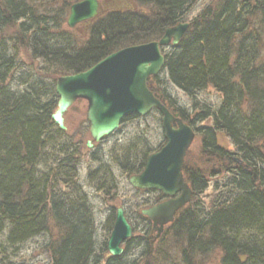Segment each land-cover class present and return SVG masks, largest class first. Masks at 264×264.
Instances as JSON below:
<instances>
[{"label": "trees", "instance_id": "1", "mask_svg": "<svg viewBox=\"0 0 264 264\" xmlns=\"http://www.w3.org/2000/svg\"><path fill=\"white\" fill-rule=\"evenodd\" d=\"M134 1L136 11L95 20L87 39L77 48L65 33L51 32L27 0H0V264H16L24 243L40 236L52 237L53 232L44 247L47 264H129L124 257L135 244H126L119 257L108 256L103 245L97 249L88 203L76 181L73 144L58 129L57 138L49 133L58 77L83 72L120 49L157 41L165 29L183 18L193 0ZM240 4L223 0L215 11L213 6L204 8L190 22L179 44L164 52L162 73L148 80L149 89L183 122L193 128L208 123L195 128L201 138L200 149L193 159L189 153L183 166V176L194 195L208 188L196 160L228 165L231 161L218 146L217 133H224L241 154L242 164L227 167L225 182L215 185L217 201L212 211L189 205L170 229L176 240L184 238L188 244L182 264H190L194 253L203 255L211 250L219 253V264H264V102L249 94L254 92L250 82L256 84L251 80L252 56L242 62L241 56L234 55V43L241 46L244 39L236 40L237 35L246 32L248 17L257 6L243 9V0ZM9 29L15 30L13 37L8 36ZM18 47L42 64L39 72L45 75L39 80L27 76L21 82L23 90H12L7 82L18 69ZM169 85L193 103L195 96L208 88L220 93L223 101L215 112L204 106L198 113L194 106L195 112L190 113L170 98ZM245 93L251 98L246 106L249 113L242 111V116L238 109ZM159 117L156 111L144 118L127 117L120 128L154 118L155 127L147 125L143 131L151 130L159 138ZM146 135L142 131L135 134L121 158L115 160L123 174H139L146 158L162 146L160 142L155 148ZM44 151L53 156L44 155ZM51 159L46 173H41V161L49 163ZM103 177L110 176L104 173ZM160 198L154 193L151 200L137 203L136 216L146 221L140 210ZM143 256L145 264H177V258L172 261L149 246L143 247Z\"/></svg>", "mask_w": 264, "mask_h": 264}, {"label": "rangeland", "instance_id": "2", "mask_svg": "<svg viewBox=\"0 0 264 264\" xmlns=\"http://www.w3.org/2000/svg\"><path fill=\"white\" fill-rule=\"evenodd\" d=\"M28 4L34 9L36 15L43 17L46 20V25L52 28L51 32L55 34H62L69 36L72 41H75V46L78 48L83 45L84 41L88 37V31L90 26L79 25L77 28L69 29L66 25V21L69 15L70 6L78 0H27ZM103 2V0H100ZM223 0H193L188 10L186 11L184 22L190 23L194 20L207 6H213V11L216 8H219ZM240 1V0H238ZM242 1V0H241ZM257 1V0H256ZM107 9L112 8H123L130 9L132 6H136L134 0H104ZM263 2V3H262ZM262 3V4H261ZM257 6V9L253 11V15L248 17L250 23L246 32L242 35H237V39L245 38V35L248 33L249 39V53L244 52V47L240 46V43L235 42L234 55L241 56V61L243 62L244 58L249 57L255 63L254 65L260 66V70H256L253 66L254 76L250 82L251 88L254 89V92L251 90L249 92L250 96L255 94L257 98H260L264 102V0H259L257 3L253 4V0L249 7ZM147 11L146 9H143ZM42 29L45 28V25L41 26ZM57 32V33H56ZM8 36L13 37L15 30L9 29L7 31ZM244 45V44H243ZM18 69L13 73V78L7 82L12 90H23L24 86L21 82L25 77L31 76L34 80H39L41 75L44 73L39 72V66L42 67V64L38 61L33 60L30 53L18 47ZM254 52L252 55H248ZM248 55V56H247ZM236 58V57H235ZM45 75V74H44ZM50 76L46 75L45 80L50 81ZM166 81V79H164ZM48 84V83H46ZM241 91V88L238 87ZM168 95L170 98L177 102V104L187 109L190 113L195 112L194 106L197 107L196 111L199 113L201 107L210 108L215 112L217 108L223 101V97L215 89L208 88L203 92L198 93L195 96L194 103L191 99H188L181 91L175 89L171 85L167 89ZM248 94H243L242 99L243 103L240 104L238 111L240 115L248 114L246 106L250 103V97ZM254 109V108H253ZM247 112V113H246ZM86 117V103L84 101H77L74 103L64 115V125L65 130L64 137L66 140H71L73 144L74 160L76 163L77 177L76 181L78 182L81 192L85 195V198L88 203V208L90 211V216L93 222V232H94V242L97 245L99 250L100 246H105L110 236L113 224L115 209L122 207L123 203L127 205H133L139 203L142 200H146L148 195L135 193L132 190L128 183V176L123 174L118 168L115 160L121 158L122 153L128 147V143L134 140L135 134L139 135L142 131L147 134L146 137L152 141V143L158 146L161 142L163 145L162 132L158 131L159 138L154 137L150 131L145 130L146 126L155 127L154 118L148 119L145 123L141 121L132 122V124H127L124 127L119 128L113 135L104 139L98 143H92L90 149L86 148L85 144L89 137V126L85 119ZM248 117V115H247ZM157 118V117H156ZM160 118V117H159ZM208 124V123H203ZM201 123L197 124L195 128L203 125ZM160 125V124H159ZM56 126L50 130V135L57 138ZM118 132V133H117ZM200 136L196 134L193 144L190 148L191 159L194 156H197V153L200 149ZM217 144L218 146L229 154L231 159L229 165L227 163H207L205 160L197 161L198 165L201 167L203 175L208 177L209 185L208 188L201 193L200 195L192 199L193 205H199L200 209L203 211H212L215 202L217 201V191H215V185L218 187L222 186L225 182L226 173L224 170L229 166L241 165V154L238 152L237 148L234 146L232 141L224 134L217 133ZM48 153L51 152L44 151V155L49 156ZM52 159L49 163H44L41 161L40 172L46 173L47 167L51 164ZM203 163V164H202ZM107 173L110 177H103V174ZM210 173H213L209 177ZM110 187L108 193H105L106 188ZM193 210V208H191ZM139 227L142 226L145 222L137 219ZM138 231L132 234L133 237H138L142 233ZM55 233H52V237ZM51 236H40L38 238L29 240L24 243L19 250L18 257L15 259L16 264H47L48 263V252H46L48 238ZM184 238H176L173 235L172 231H169L162 239V242H159L156 245L154 250H160L164 253V256L173 259L177 258V264H180L182 250H185ZM135 248L132 251L126 253L124 261L129 264H145L147 263V258H143L142 251L143 248L141 244H135ZM194 257L192 261L190 259V264H219L220 255L217 251L211 250L208 254H197L194 253L191 258Z\"/></svg>", "mask_w": 264, "mask_h": 264}, {"label": "water", "instance_id": "3", "mask_svg": "<svg viewBox=\"0 0 264 264\" xmlns=\"http://www.w3.org/2000/svg\"><path fill=\"white\" fill-rule=\"evenodd\" d=\"M97 11L96 0L79 1L70 7L66 25L74 28L96 17ZM188 27L189 23H182L167 28L157 41L120 49L83 72L58 77L54 85L57 101L50 119L59 130L66 129L64 115L67 110L78 100L86 103L88 149L92 142H101L116 132L127 117L143 118L152 111L160 114L164 145L146 158L139 174L127 180L132 189L157 191L168 198L140 211L141 216L152 222L157 237L191 200L192 191L183 177L182 168L195 139V131L163 105L161 97L149 89L147 81L164 69L161 48L177 46ZM131 237L132 228L123 209L118 208L106 243L108 254L120 256L123 253L120 246Z\"/></svg>", "mask_w": 264, "mask_h": 264}, {"label": "flooded vegetation", "instance_id": "4", "mask_svg": "<svg viewBox=\"0 0 264 264\" xmlns=\"http://www.w3.org/2000/svg\"><path fill=\"white\" fill-rule=\"evenodd\" d=\"M79 1H82V0H78V1H76L75 3H77V2H79ZM257 1H259V0H257ZM257 1L256 0H253V4L254 3H257ZM96 2H97V5H98V11H97V15H96V17H94L93 19H90V20H87V21H84V22H82V23H79V24H77L74 28H77V26H79V25H83V26H91L93 23H94V21L95 20H98V19H101V18H103V17H105V16H107V15H111V14H121V13H126V12H133V11H136L137 10V6H132L130 9H123V8H112V9H107V7H103L104 5H105V2H104V0H103V2H101L100 0H96ZM251 2H252V0H243V9H244V7H246V6H249L250 4H251ZM75 3H73V4H75ZM72 4V5H73ZM71 5V6H72ZM238 5H241L240 4V1H238ZM70 6V7H71ZM70 9V8H69ZM252 9H254V7H252ZM246 12H247V10H246ZM184 17H185V15L183 16V18L179 21V22H177L174 26H176V25H178V24H182V23H188V22H184ZM190 24V23H189ZM174 26H171V27H174ZM73 28V29H74ZM170 28V27H169ZM166 30V29H165ZM164 30V31H165ZM249 35L250 34H246L245 35V38L243 39V43H242V47H244V52L246 53H249V51H250V49H249V43H248V40H246V39H249ZM244 44V45H243ZM161 51H163V48H161ZM251 53H252V50H251ZM253 67L256 69V70H260V66H256V65H253ZM162 73V72H161ZM160 73V74H161ZM159 74V75H160ZM158 75V76H159ZM157 77V76H156ZM150 78H153V77H150ZM149 80V79H148ZM190 153V152H189ZM187 156H190V154H187L186 155V158H187ZM185 161H186V159H185ZM185 163V162H184ZM183 166H184V164H183ZM193 166L196 168L197 167V163H195V162H193ZM182 174H183V168H182ZM212 174L213 173H210V175H209V177L210 176H212ZM184 179H185V177H184ZM207 180H208V185H209V179H208V177H207ZM185 181H186V179H185ZM128 183V182H127ZM186 183L188 184V182L186 181ZM129 185V184H128ZM189 185V184H188ZM130 187V186H129ZM190 187V186H189ZM131 188V187H130ZM132 189V188H131ZM191 189V188H190ZM132 190H134L135 191V193H141V194H145V195H148V197H147V201L148 200H151L152 198H153V194L154 193H156V194H160L161 195V198H160V200L157 202V203H155V204H153V201H151L150 202V204H149V206H147L146 208H148V207H151V206H154V205H156V204H158V203H161V202H163V201H166L168 198H165L161 193H159V192H157V191H152V190H136V189H132ZM191 191H192V189H191ZM200 195V194H199ZM176 196H178V195H175L174 197H176ZM196 196H198V195H194L193 194V191H192V197H191V200H190V202L186 205V206H184L182 209H180L175 215H174V219H173V222H171V223H169V224H167V225H165L164 227H163V230H162V232L159 234V236L157 237V231H155L154 230V228H153V224H152V222L151 221H149L148 219H146L145 217H143V216H141V217H143V218H145L146 219V221H144L145 223L142 225V226H140L139 227V223L137 222V219L138 220H140V221H143V219H141V218H138L137 216H136V206H137V203H135V204H133V205H127L126 203H123V206L122 207H118V208H122L123 209V213H124V216H125V218H126V220H127V222H128V224L131 226V228H132V234L134 233V232H136V231H138V229L141 231L140 233H142L140 236H136V237H131L129 240H126L125 242H123L122 243V245L120 246L122 249H123V253L121 254V255H123L124 254V251H125V246H126V244H141V246H142V248L143 247H145V246H149L150 247V249L153 251L154 250V248H156V245H158V243L159 242H162L161 241V238L162 237H164L169 231H170V229L172 228V226H173V224H174V222H175V220H176V218H177V216L179 215V213L181 212V211H184V210H186V208L190 205H193L191 202H192V199L194 198V197H196ZM118 208H116L114 211H115V214H116V210L118 209ZM141 211V210H140ZM140 213V212H139ZM114 221H115V216H114ZM114 225V224H113ZM113 228V227H112ZM146 236V237H145ZM186 245V248H185V250H182V256L181 257H184L185 255V251H186V249L187 248H189L188 247V244H185ZM136 247V246H135ZM134 247V248H135ZM120 255V256H121ZM184 255V256H183ZM142 256H143V251H142ZM143 258H146L145 256H143ZM184 259H185V257H184ZM192 261L194 260V258H192L191 259ZM182 262V261H181ZM180 262V264H182Z\"/></svg>", "mask_w": 264, "mask_h": 264}]
</instances>
